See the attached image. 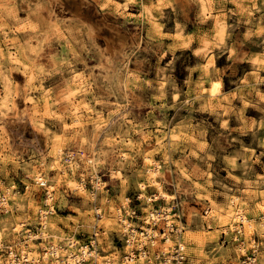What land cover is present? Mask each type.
Segmentation results:
<instances>
[{"label": "clouds", "instance_id": "obj_1", "mask_svg": "<svg viewBox=\"0 0 264 264\" xmlns=\"http://www.w3.org/2000/svg\"><path fill=\"white\" fill-rule=\"evenodd\" d=\"M0 264H264V0H0Z\"/></svg>", "mask_w": 264, "mask_h": 264}]
</instances>
